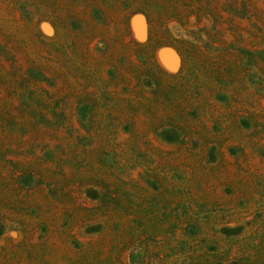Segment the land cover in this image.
Masks as SVG:
<instances>
[{
  "label": "rangeland",
  "instance_id": "1",
  "mask_svg": "<svg viewBox=\"0 0 264 264\" xmlns=\"http://www.w3.org/2000/svg\"><path fill=\"white\" fill-rule=\"evenodd\" d=\"M0 264H264V0H0Z\"/></svg>",
  "mask_w": 264,
  "mask_h": 264
},
{
  "label": "bare ground",
  "instance_id": "2",
  "mask_svg": "<svg viewBox=\"0 0 264 264\" xmlns=\"http://www.w3.org/2000/svg\"><path fill=\"white\" fill-rule=\"evenodd\" d=\"M137 26V25H136Z\"/></svg>",
  "mask_w": 264,
  "mask_h": 264
}]
</instances>
